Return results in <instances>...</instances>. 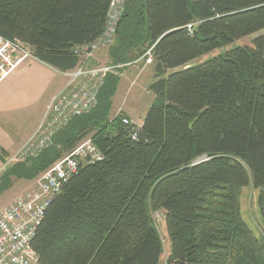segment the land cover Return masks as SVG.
Segmentation results:
<instances>
[{"label":"trees","instance_id":"trees-1","mask_svg":"<svg viewBox=\"0 0 264 264\" xmlns=\"http://www.w3.org/2000/svg\"><path fill=\"white\" fill-rule=\"evenodd\" d=\"M109 4L0 0V37L70 72L74 48L102 34ZM263 30L264 0H127L111 64L152 48L158 101L136 138L123 114L109 118L119 76L108 74L90 113L5 172L6 188L34 181L87 139L103 157L81 165L46 209L31 244L40 264H264V237L240 214L252 187L264 220V36L189 67Z\"/></svg>","mask_w":264,"mask_h":264},{"label":"built area","instance_id":"built-area-1","mask_svg":"<svg viewBox=\"0 0 264 264\" xmlns=\"http://www.w3.org/2000/svg\"><path fill=\"white\" fill-rule=\"evenodd\" d=\"M127 0H110L104 30L93 43L74 48L79 58L78 66L70 72L60 73L66 83L55 94L36 129L34 135L7 161L24 162V158H35L49 148L54 136L74 119L90 113L97 105L98 94L108 74L121 71L123 66H89L94 53L110 48L125 12ZM190 31L191 25L187 26ZM10 43L0 37V83L4 81L27 58L32 57L26 46ZM152 48L144 57L146 65L152 63ZM13 53L17 57L13 58ZM21 53V54H20ZM143 57V58H144ZM33 58V57H32ZM121 114V113H120ZM118 114V115H120ZM122 125L131 127L132 122L121 117ZM131 138H136V128H131ZM24 156V158H23ZM102 155L87 139L70 151L64 158L42 173L31 190L17 196L0 210V264H40L31 244L51 201L59 195L67 182L77 174L83 164L102 160Z\"/></svg>","mask_w":264,"mask_h":264},{"label":"rangeland","instance_id":"rangeland-1","mask_svg":"<svg viewBox=\"0 0 264 264\" xmlns=\"http://www.w3.org/2000/svg\"><path fill=\"white\" fill-rule=\"evenodd\" d=\"M260 36H264V30L258 34H255L250 37H246L234 42L229 47L215 50L211 53H208L191 63L189 67H196L201 65L208 60L217 57L220 54H223L225 51L236 47L250 46L252 41ZM24 46H21L22 50H25ZM27 49V48H26ZM27 51V50H25ZM21 54V53H20ZM13 58L17 57V53H13ZM90 59L89 66L96 67L91 63ZM179 71V70H175ZM175 71H169L167 75L174 73ZM120 74V75H118ZM154 66H143L139 65L136 67H129L121 72L118 70L115 75L119 76V83L117 86V90L113 98L111 99V107L109 111V118H114L121 113L118 109H122L125 113H127L132 119L135 128H139L143 120L151 108L152 105L157 103L156 96L151 92V85L154 84ZM22 78H20V77ZM20 79L21 81H25L24 88H22V92L28 94V88L34 86L32 83L36 79L39 81V87L42 86L45 90V85L48 81H53L60 83L61 89H63L66 78L51 71L47 67L37 63L34 58H27L22 64H20L14 71L11 73L4 81L0 83V90H4L12 85L13 80ZM42 83V84H41ZM46 96H48V91H45ZM40 102V101H39ZM42 103V102H40ZM122 114V113H121ZM130 120V119H129ZM7 131L11 133H17L13 127L6 128ZM30 157V156H29ZM29 157L24 158L26 161ZM23 162V161H22ZM21 163V161H19ZM17 163L5 164V166L0 168V207L6 205L8 201L12 198L17 197L24 192L33 189L35 181H31L28 185L25 182H13L11 187H5V183L7 182V177L5 176V172L8 169ZM13 178H10L12 181ZM5 187V188H4ZM21 191H23L21 193ZM21 193V194H20ZM259 190H255L252 187H247L242 190L241 199H240V214L243 221L246 225L251 229L256 237L263 238L264 237V220L261 216V211L258 203L259 199ZM163 214L158 213L154 215V220L157 224L159 232L164 234L163 230ZM165 250L168 249L167 241L164 242ZM166 257V255H164Z\"/></svg>","mask_w":264,"mask_h":264},{"label":"crops","instance_id":"crops-1","mask_svg":"<svg viewBox=\"0 0 264 264\" xmlns=\"http://www.w3.org/2000/svg\"><path fill=\"white\" fill-rule=\"evenodd\" d=\"M143 57L134 62L128 63L122 70L139 65H153V58L152 63L146 65L145 60L147 57ZM92 58L93 60H91V63L95 66H113L111 64L113 58L109 49H100L94 53ZM34 60L60 75V72L40 63L36 59ZM189 65H191V63ZM24 83L25 81L23 80L15 79L9 88L0 90V168H3L6 162L28 141L29 138L34 135L52 97L61 90L62 86L60 83L51 80L48 81L45 85V90H43L44 88L42 86L39 87V81L36 79L32 82L35 85L29 87L28 94H25L22 92ZM46 90L48 91V96L45 94ZM118 111H121L123 116L130 119L132 125H134L132 119L127 113L122 109H118ZM10 127H13L17 133H11L6 130V128H9L10 130ZM16 182H25L27 185L31 183V181L25 180H19ZM22 192L23 191H21V193ZM15 198L16 197L12 198L6 205L0 207V210L9 205Z\"/></svg>","mask_w":264,"mask_h":264},{"label":"bare ground","instance_id":"bare-ground-1","mask_svg":"<svg viewBox=\"0 0 264 264\" xmlns=\"http://www.w3.org/2000/svg\"><path fill=\"white\" fill-rule=\"evenodd\" d=\"M104 30V29H103Z\"/></svg>","mask_w":264,"mask_h":264}]
</instances>
